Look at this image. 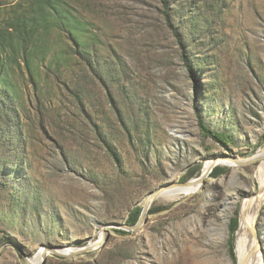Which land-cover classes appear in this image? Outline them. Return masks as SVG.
I'll use <instances>...</instances> for the list:
<instances>
[{
	"label": "rangeland",
	"instance_id": "obj_1",
	"mask_svg": "<svg viewBox=\"0 0 264 264\" xmlns=\"http://www.w3.org/2000/svg\"><path fill=\"white\" fill-rule=\"evenodd\" d=\"M61 1L86 24L100 58L120 56L128 63L131 90L141 94L155 124L153 147L139 142L147 135L142 131L131 137L123 132L105 86L77 57L52 64L48 57L38 68L37 89L15 65L11 79L25 147L13 179L25 177L37 188L40 210L13 214L0 187V264L39 263L46 249L44 264H239L238 233L236 259L229 249L231 221L239 213L241 226L244 200L254 193L247 173L260 156L246 158L264 147V0L225 2L213 102L205 96L204 73L183 60L160 0ZM48 40L54 49L70 44L58 32ZM80 82L86 111L72 93ZM198 112L209 127L230 134L228 147L202 133ZM102 124L122 155L121 167L97 135ZM209 160L211 172L199 179ZM193 165L200 169L191 179L199 180L185 192L155 200L152 207L164 208L150 213L139 231L104 227L126 222L136 203L158 186L186 182L183 175ZM218 166L225 172L214 177ZM256 230L264 262V206ZM51 249L77 252L68 258Z\"/></svg>",
	"mask_w": 264,
	"mask_h": 264
},
{
	"label": "trees",
	"instance_id": "obj_2",
	"mask_svg": "<svg viewBox=\"0 0 264 264\" xmlns=\"http://www.w3.org/2000/svg\"><path fill=\"white\" fill-rule=\"evenodd\" d=\"M160 1L166 23L183 52V60L191 70H200L204 73V78H207L205 96L208 94V102H211L219 93L216 73L220 59L216 51L220 46L218 37L222 29L219 25L224 23L223 14L228 7L226 0ZM87 31L86 24L61 0H20L16 3L0 0V187L9 201L7 207L13 214L27 215L40 210V201L35 194L37 188L25 177L13 179V174L19 173L21 151L25 147L21 136L18 99L11 79L15 65L29 74V80L37 89L38 68L45 64L48 57L52 58L50 64L53 61L59 62L61 58L77 57L88 73L105 86L106 99L112 105L113 114L123 132L131 137L142 131L147 135L139 142L153 147L150 144L155 124L152 122L150 109L144 106L141 94L131 90L133 82L128 77V63L120 56H116L113 61L100 58L91 43L93 37L86 35ZM53 32L64 35L70 44L59 49L52 48L48 37ZM80 85L81 82L76 84L72 93L77 105L86 111L87 93L85 94L86 89ZM197 119L205 136L228 147L232 141L230 134L209 127L201 112L197 113ZM98 127L99 139L117 167H121L122 155L114 146L111 134L103 131V124ZM199 169V166L193 165L183 175L184 181L195 176ZM9 170H12L10 174ZM214 171L216 172L212 176L218 177L225 169L218 166ZM2 177L10 180L3 182ZM95 178L99 182L103 176L95 175ZM163 208L164 206L152 207L150 213ZM141 212L142 206L134 207L126 222L129 225L136 224ZM239 226L240 218L237 213L231 221L229 240L230 253L234 259L235 238ZM116 231L126 233L123 229ZM34 260H38L37 257Z\"/></svg>",
	"mask_w": 264,
	"mask_h": 264
},
{
	"label": "bare ground",
	"instance_id": "obj_3",
	"mask_svg": "<svg viewBox=\"0 0 264 264\" xmlns=\"http://www.w3.org/2000/svg\"><path fill=\"white\" fill-rule=\"evenodd\" d=\"M259 156V164L254 167L252 173H247L253 182L254 193L251 197L244 200L245 202L242 207L241 226L238 233L239 264H264L263 256L259 249L260 241L256 230V222L261 209L264 206V147L254 156V158ZM212 164L213 161L211 160L206 162L204 165V173L199 179L211 172L213 166ZM199 179L192 180L190 184ZM190 184L167 187L158 198L172 197L176 193L185 192L187 190L186 186ZM227 202L228 200L226 199L225 203ZM44 255H46L45 250L40 262L43 260ZM32 263L38 264L35 262Z\"/></svg>",
	"mask_w": 264,
	"mask_h": 264
},
{
	"label": "water",
	"instance_id": "obj_4",
	"mask_svg": "<svg viewBox=\"0 0 264 264\" xmlns=\"http://www.w3.org/2000/svg\"><path fill=\"white\" fill-rule=\"evenodd\" d=\"M223 156H226V154H222L219 155L218 157H216V159H219ZM248 159L249 162H254L256 159L253 157L251 158H246ZM193 179H190L186 182L180 183L177 180L173 181V182H169V183H165L162 184L160 186H158L157 188H155L154 190H152L151 192H149L144 198H142V200H140L138 203H136V206H142V212L141 215L137 221L136 224L134 225H129L127 222H117V221H112V222H108L104 224V227L107 228L108 231H110L111 229H123L126 230L128 232H130L131 234L136 233L137 231H139L147 222H148V217L150 215V209L152 208L155 200L158 199V197L162 194V192L170 186H176V185H187L190 184L192 182ZM237 233H239V230L237 231ZM238 237V236H237ZM259 239V238H258ZM104 241V239L102 238L101 240H99L97 243H95L96 245L102 243ZM260 244V242H259ZM92 246H88L85 249H89ZM63 249V248H60ZM67 251V252H66ZM51 252L58 254V255H64L69 257H72L73 255H75V253L77 251H69V250H65V252L61 251V250H55V249H51ZM46 255H44L43 260L38 263V264H44L45 263V259L49 254V250L46 249L45 251Z\"/></svg>",
	"mask_w": 264,
	"mask_h": 264
}]
</instances>
